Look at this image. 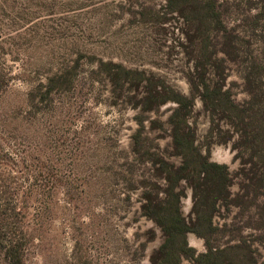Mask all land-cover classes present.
Wrapping results in <instances>:
<instances>
[{"label": "rangeland", "instance_id": "1", "mask_svg": "<svg viewBox=\"0 0 264 264\" xmlns=\"http://www.w3.org/2000/svg\"><path fill=\"white\" fill-rule=\"evenodd\" d=\"M263 4L216 0L218 14L207 7L201 20L167 0H0V264H153L166 235L146 197L174 209L178 195L186 222L209 208L193 154L176 181V124L227 166L231 195L217 202L211 244L235 235L264 264L254 229L264 210ZM162 83L192 100L184 119L171 99L141 109L148 95L172 97L149 94ZM217 85L237 107L214 105L205 87ZM10 246L18 261L5 257Z\"/></svg>", "mask_w": 264, "mask_h": 264}, {"label": "trees", "instance_id": "2", "mask_svg": "<svg viewBox=\"0 0 264 264\" xmlns=\"http://www.w3.org/2000/svg\"><path fill=\"white\" fill-rule=\"evenodd\" d=\"M208 1V6L205 4V6L194 5V7L191 6L192 0H167V3L172 10H176L184 16L187 8L192 7V10H194L193 16H197L202 20V16L207 15V7L212 11L211 13L215 15L218 14L215 11L217 9L216 0ZM187 3L188 5H186ZM259 9L260 13L258 17L264 18V4L260 5ZM187 17L189 16L187 15ZM196 29H201V24L198 23ZM248 79L250 80V77H248ZM193 85L195 88L198 87L197 83H194ZM159 88L160 89L158 92L157 90L155 91V89H153L154 91L151 89L149 94L151 95L154 92V95L157 94L163 96L162 94L169 90L172 92V97L163 96L164 98L161 97L162 99L159 100L158 103H152L153 100L151 102V98L154 96L151 95V97L148 95L146 102L143 104L141 109L143 111L154 108L157 109L156 107H158L159 104L171 99L178 103V107L175 109V115H180V117L184 119V116L186 115L187 109L190 107L192 100L187 96L177 92L174 88L163 85V83ZM205 88L206 95H210V97L213 98L215 106H219V103H221L222 105H226L228 109L237 107V105L233 104V102L230 100V90H222L221 85H217L212 88ZM179 126L180 124H176L171 130L172 144L177 150V153L183 154L185 157V163L182 167H177L175 169L174 173L176 175V181H179L181 178H188L185 176V174H183V170L189 166H192L191 163H189L190 160H188V157L186 156L188 154H193L196 160H194L195 166L192 168V172L197 173V175L203 174L200 183L204 186V205H207L209 208L206 209V212H199L197 217L192 222H186L180 211L181 206L178 195H175L178 201L174 209L170 204H168L167 201H165L164 204L161 202L155 203L152 198L146 197V202L143 205L145 212H147L146 215L153 219L156 224L162 228V231L166 235L165 243L151 257L153 264H157L156 259L161 260L160 264H182L183 259L188 260L192 264H258L251 244L245 240L242 241L240 237H234L235 235H231V237H228V239L237 238L238 243L229 244L225 247H216L211 244L212 237L218 230L222 229V227L215 225L213 221L214 214L218 211L217 202L219 199H228L231 195V191L229 190V173L227 172V166L225 164H221L216 161H210L207 154H201L198 145H195L192 135H189V132L184 133L179 131ZM136 143H138V140ZM260 159L264 162V158L260 157ZM160 162L163 165H166L164 161ZM196 162H198L197 165ZM211 169L220 170L216 177L213 176V171ZM215 182L217 185H213ZM183 193V191H180L178 194L182 195ZM168 194L171 195L169 192ZM195 197L198 198V193L196 190ZM260 215V222L255 225L254 229H258L259 231L263 232V235L258 236L255 241L264 243V226H262V224H264V210L260 212ZM237 229L238 228L236 227L235 230ZM225 231L226 229H223L221 232L224 233ZM191 232L205 239L208 247L206 251L198 252L193 246L189 244L188 237ZM5 254V257L9 260H19V254L15 250V247H8Z\"/></svg>", "mask_w": 264, "mask_h": 264}, {"label": "bare ground", "instance_id": "3", "mask_svg": "<svg viewBox=\"0 0 264 264\" xmlns=\"http://www.w3.org/2000/svg\"><path fill=\"white\" fill-rule=\"evenodd\" d=\"M187 202V206L186 208L189 209V205H190V202L189 201H186ZM186 211V210H185ZM191 244H194L196 243L197 241H201V239L197 238L194 234H190V238H189ZM198 243V242H197ZM198 245V244H197Z\"/></svg>", "mask_w": 264, "mask_h": 264}]
</instances>
